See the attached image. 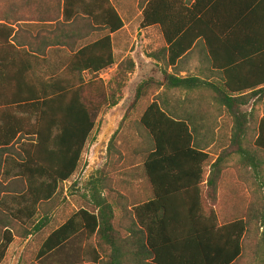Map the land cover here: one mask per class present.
<instances>
[{
	"label": "trees",
	"instance_id": "obj_1",
	"mask_svg": "<svg viewBox=\"0 0 264 264\" xmlns=\"http://www.w3.org/2000/svg\"><path fill=\"white\" fill-rule=\"evenodd\" d=\"M142 2V27L159 26L166 45L150 56L170 67L201 40L207 60L222 72L223 84L204 85L202 80L164 74V82L145 79L138 83L134 102L144 99L153 84L156 90L204 91L214 109L224 112L232 122L231 150L212 159L209 152L194 144L195 133L187 119L171 116L153 100L138 120L142 144L136 148L144 154L142 170L152 195L134 197L130 211L117 214L108 202L112 198L109 192L101 197L99 189L106 185L103 187L104 179L97 177L91 183L93 206L80 208L63 224L44 233V205H52L60 185L76 173L95 126L82 93L103 81H94V77L85 83L83 73H99L113 58L106 37L51 62L19 34L34 28V22L43 28L41 23L81 15L108 32L121 29L123 23L109 0H0V167L11 164L15 170L11 193L0 201L6 212L0 220V263L14 238L26 240L29 236H36L38 250L33 257L25 258L24 254L20 264H239L246 252L248 264L264 263L263 229L260 241L248 239L250 222L257 215L248 220L221 221L220 197L224 194H217L232 154L249 168L254 180H263L264 115L257 119L254 106L264 104V77L256 84H233L231 79L236 69L247 67L252 60L264 65V52L224 49L258 40L256 46L264 50V0ZM104 43L105 60L97 64L102 55L93 53L101 51ZM132 70L133 63L126 61L118 67L113 81L105 83L112 91V107L118 104L114 92L125 87ZM252 128L255 135L250 139ZM113 139L114 135L108 150ZM11 153L14 159H2ZM180 174L195 179L193 192L188 184L179 187L184 190L181 196L159 193L161 183L156 176ZM206 175L205 191H201L196 186ZM237 190L226 193L236 195Z\"/></svg>",
	"mask_w": 264,
	"mask_h": 264
},
{
	"label": "rangeland",
	"instance_id": "obj_2",
	"mask_svg": "<svg viewBox=\"0 0 264 264\" xmlns=\"http://www.w3.org/2000/svg\"><path fill=\"white\" fill-rule=\"evenodd\" d=\"M115 1L114 3L118 6L119 2L117 4ZM137 8L130 6L129 12L136 14ZM118 9L123 12L124 7L119 5ZM160 41V37L155 41V38L151 36L150 41L145 47L143 46L144 48L142 47L141 51L144 52L146 58H149L148 53L160 48L161 45H158ZM152 66L153 64L144 71L142 79H152L160 83L166 73V67L164 63L161 64L157 75L160 78H156V71ZM136 87L137 84L125 83L121 91L114 92V98L118 100V104L114 107L109 105L112 91L105 82L88 87L82 93L84 102L91 109L90 114L95 126L89 136L76 173L69 181L60 185L58 195L52 202L51 230L65 222L80 208L93 206L91 183L97 177L104 179L103 187L107 184L105 181L107 176H111L109 179L111 187L122 186L121 183L114 182L115 175L129 178L131 203L135 201L134 197L139 196L136 187L141 180L144 181L145 176L142 170L144 154L136 152L137 146L142 144L141 132L137 123L145 107L155 99L158 101L166 99L169 104L172 99L174 111L178 116L189 115V121H193L192 123L200 128L199 132L194 135L195 145L209 152L212 159L224 151L231 150L232 122L224 112L214 109L208 93L192 91L185 95L179 90H156L158 87L153 84L150 87L151 92L144 99L134 102ZM111 88L114 89V85H111ZM254 115L257 119L264 115L263 103L254 106ZM254 132L252 128L250 139L255 135ZM113 135V145L111 150H108ZM262 171L263 180H254L249 168L240 163L237 155L232 154L225 164L223 174L228 177L237 176L242 180V185L240 189L237 188L240 191L237 190L236 195H228L226 192L232 191L228 189L220 197L219 218L221 221L227 222L238 218L248 220L255 214L257 215L250 222L248 236V239L254 242L260 241L262 229L264 231V166ZM106 193L107 191H104L103 195L105 196ZM22 244L21 239L15 240L0 264H20L21 259H24V254L25 258L33 257L38 250L36 236L29 239L25 249ZM248 263H250V257L246 252L239 264Z\"/></svg>",
	"mask_w": 264,
	"mask_h": 264
},
{
	"label": "crops",
	"instance_id": "obj_3",
	"mask_svg": "<svg viewBox=\"0 0 264 264\" xmlns=\"http://www.w3.org/2000/svg\"><path fill=\"white\" fill-rule=\"evenodd\" d=\"M109 1L114 6L115 10L117 11L123 23L122 28L115 32H108L107 28H105L101 24H96L91 20H89L87 16L81 15L73 18L72 20H63L62 18H60L59 21L56 23L55 22L41 23L43 25V28H39L38 27L39 23L37 22L31 23L32 25H34L33 26L34 28L30 27L25 32H21L19 34V38L31 42L33 50L38 54H42L43 57L45 58H50L51 62H58L66 56L65 54H72L75 51L85 46L94 44L99 41H103L106 37H108L112 51L113 62L110 66L104 68L99 73H89L87 71L84 72L83 77L85 83L92 82L91 79H93L94 77H95L94 81L101 80L105 83L112 82L118 67L126 61L133 63V70H134V72L132 70L133 73L131 72L128 73L126 80L127 84L136 85L140 83L143 80L142 76H144L145 74L144 71L148 69L151 64H153L152 67L156 71V78H160L157 75L161 67V64L163 62L150 56L152 53H156V51L148 53L149 58H146L144 52H141L142 47L143 46L145 47L146 44H148L151 36L155 38V41L157 40L158 37H160L161 41L160 43L158 42V45L161 46L159 49H161L165 45L160 27L159 26L142 27L141 25L143 19L142 11L144 5L142 0H131L130 2H128L127 0H116L115 2L117 4L119 2V5L121 7H124L123 12H120V10L118 9L119 5L116 6L114 0H109ZM130 6L138 7L136 10L138 12L136 14H132L131 12H129ZM249 36L250 38H256V39L259 38L256 37V35L255 37H252V35ZM257 41L258 40H256L255 43L250 45L240 44L235 46H228L225 47L224 51L234 52V53L249 52L254 54L264 52L263 49H260L259 47L256 46L258 45ZM134 45L136 46L133 47ZM100 50L101 51L97 50L95 51V53H93L95 56L102 55L103 60H99L100 62L97 61V64L105 60L104 59L106 55L105 51L107 50L105 43ZM236 70H237V74L233 77V79H231L233 84H256L259 83V80H261L264 77V65L263 63L257 61L256 59L250 61L247 67L239 68ZM261 71L262 73L260 74ZM165 74H171L179 79L194 78V79L202 80L205 83L204 85H213L217 83L223 84V74L219 70L213 68L209 63V61L207 60L201 40H197L195 44L192 46L191 50H189L184 56H182L175 63V65L166 67ZM163 80L164 77L163 79H161V82H164ZM261 84H264V82H261ZM169 90H179V89H169ZM181 92L185 95H188L192 91L190 92L181 91ZM209 100L211 101V99ZM155 101L161 106L162 109H164L171 116H176V117L178 116L174 111L172 99L170 104L166 99H162L161 101L155 99ZM188 117L189 115L185 114V116L182 118L187 119V124L190 130H193L194 133H198L200 128L195 126L192 123L193 121L190 122ZM194 144H196L195 137H194ZM203 150L207 152L205 149ZM6 157H11V159L15 158V156H13L12 153L8 156L7 154H5L2 159L5 160ZM3 170L7 171V173H4L5 176L3 174ZM14 171L15 170L13 169L11 164L9 165L8 168L7 167L5 168L3 165L0 167V183H1L0 201L1 198L7 197L11 193L10 188H12L13 186L11 183L14 181V178L12 177ZM110 178L111 176L106 177V182H107L106 186L104 187V189L102 188L99 190L101 192V195H103L104 191L109 192L112 198L109 199L108 202L111 203L113 211L117 214L122 212L123 215L125 209H127V211H130L131 209V205H130L131 193L129 191V185H128L129 178H126L124 176L122 177L121 175L120 176L115 175L114 182L117 184L121 183L122 186H112V187L109 184ZM206 179H207V175L204 178V181L196 186L199 187L201 191H205ZM222 179L224 181V184L222 186H219L217 191L218 196L228 191V189H232L236 192L237 188L238 189L241 188V183L239 178H237V176L228 177V175L224 174L222 176ZM155 180L157 181V183H161V185L157 186L159 187L158 188L159 193H168V194H174L175 196H181L184 190H182V188L179 187H183V185H188V184L189 186L187 187L189 188L191 186L190 190L192 192H193L192 189H196L194 186L195 179H193L192 176H188V175L180 174L178 176H169V177L159 175L156 176ZM167 184H169L170 186H167ZM136 188L138 190V194L141 199L150 197L152 195L151 185L149 184L147 178H145L144 181L141 180L140 183L137 184ZM180 190H182L181 193L177 192ZM44 208L45 211L42 214L43 217L42 231L46 233L51 229L52 205L51 204L44 205ZM213 209L216 211V213L218 212V208H216V206H214ZM3 214H6V212L0 208V220L4 218ZM3 226L4 225H2V227ZM31 237L32 236H29L26 240H22L23 242L22 245L25 246ZM15 240H18V238H14V240L9 245V247L14 243Z\"/></svg>",
	"mask_w": 264,
	"mask_h": 264
}]
</instances>
